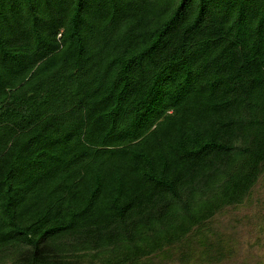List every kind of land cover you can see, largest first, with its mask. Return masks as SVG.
<instances>
[{
	"label": "trees",
	"instance_id": "16d2710c",
	"mask_svg": "<svg viewBox=\"0 0 264 264\" xmlns=\"http://www.w3.org/2000/svg\"><path fill=\"white\" fill-rule=\"evenodd\" d=\"M258 186L264 0H0V264H246Z\"/></svg>",
	"mask_w": 264,
	"mask_h": 264
},
{
	"label": "rangeland",
	"instance_id": "374dc122",
	"mask_svg": "<svg viewBox=\"0 0 264 264\" xmlns=\"http://www.w3.org/2000/svg\"><path fill=\"white\" fill-rule=\"evenodd\" d=\"M256 189H258V191L260 192L258 191L256 192V190L252 192L253 201L248 206L249 207L248 209L245 208L242 210L243 213L245 212L248 213L250 211L249 213H251V217H250L251 224L252 222L257 221L260 218L263 221V216H264V190L261 186L260 187L258 186ZM255 197L261 199L260 202L257 203V207H259L258 213L255 208L256 206ZM255 212L257 214L253 215ZM227 217L226 216L222 217L221 223L227 225L228 222ZM237 233H238L237 237L242 244L239 251V256L237 257L239 258L238 260L246 259L247 263L250 264H253L255 262L258 263V261H263L261 262V264H264V240L261 239L260 243L255 242V239L258 237V229L255 227L252 228V226L248 225V222L244 220V222L237 227ZM261 237L263 238L264 234ZM251 243H253V246L251 245Z\"/></svg>",
	"mask_w": 264,
	"mask_h": 264
}]
</instances>
